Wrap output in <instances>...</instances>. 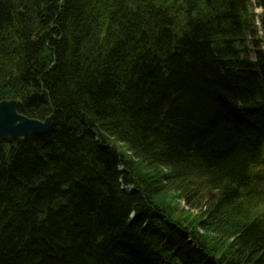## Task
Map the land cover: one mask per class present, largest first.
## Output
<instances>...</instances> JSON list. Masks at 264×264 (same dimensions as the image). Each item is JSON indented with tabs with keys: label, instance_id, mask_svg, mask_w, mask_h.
<instances>
[{
	"label": "trees",
	"instance_id": "1",
	"mask_svg": "<svg viewBox=\"0 0 264 264\" xmlns=\"http://www.w3.org/2000/svg\"><path fill=\"white\" fill-rule=\"evenodd\" d=\"M256 6L0 0V102L54 114L0 142V264H264Z\"/></svg>",
	"mask_w": 264,
	"mask_h": 264
},
{
	"label": "water",
	"instance_id": "2",
	"mask_svg": "<svg viewBox=\"0 0 264 264\" xmlns=\"http://www.w3.org/2000/svg\"><path fill=\"white\" fill-rule=\"evenodd\" d=\"M54 114L44 120L27 117L18 111V101L0 102V142L7 138H25L48 134L53 126Z\"/></svg>",
	"mask_w": 264,
	"mask_h": 264
},
{
	"label": "rangeland",
	"instance_id": "3",
	"mask_svg": "<svg viewBox=\"0 0 264 264\" xmlns=\"http://www.w3.org/2000/svg\"><path fill=\"white\" fill-rule=\"evenodd\" d=\"M259 11V10H257ZM263 48H264V44H263ZM249 54L250 56L253 58L254 57V51L252 49H250L249 51ZM243 56V55H242ZM128 192L132 193L134 190L132 187L128 186L125 188ZM179 189V188H178ZM207 196L209 197V194L208 192H205V193H201L200 195V198L201 200L199 199L198 196H195V197H190V202L192 204H194V206L196 204H201L202 200L204 199V201L207 199ZM169 201L170 203H172V206L173 207H176L175 209V214L176 216L178 215H185L184 219H186V214L190 215L192 218H195L196 221H200L202 220V212L203 210H200V209H192L193 208V205H188L186 204V202L184 201V198H181L180 196L178 197V194H176L174 191H172L169 195ZM176 198V199H175ZM178 206V207H177ZM178 208V209H177ZM181 211H184V213H181ZM187 219H188V216H187ZM195 230V229H193ZM199 230V229H197ZM196 231V230H195ZM204 231V229H200L199 232L202 233ZM204 233V232H203ZM196 249H198L199 251L202 250V248L200 246H196ZM203 252V251H202ZM207 256V254H205Z\"/></svg>",
	"mask_w": 264,
	"mask_h": 264
},
{
	"label": "bare ground",
	"instance_id": "4",
	"mask_svg": "<svg viewBox=\"0 0 264 264\" xmlns=\"http://www.w3.org/2000/svg\"><path fill=\"white\" fill-rule=\"evenodd\" d=\"M255 8H256V9H260V7H258V6H256ZM236 47H237V46H236ZM238 47H239V46H238ZM234 48H235V47H234ZM234 52L237 54V56H239V58H240L241 60L244 59V57L240 56V53H239L238 49L235 48ZM234 58H235V56H234Z\"/></svg>",
	"mask_w": 264,
	"mask_h": 264
}]
</instances>
